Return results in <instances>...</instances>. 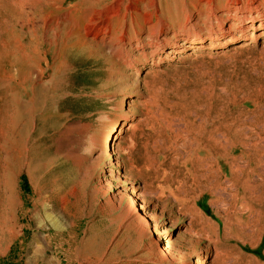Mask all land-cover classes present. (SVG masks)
I'll use <instances>...</instances> for the list:
<instances>
[{"label":"rangeland","instance_id":"374dc122","mask_svg":"<svg viewBox=\"0 0 264 264\" xmlns=\"http://www.w3.org/2000/svg\"><path fill=\"white\" fill-rule=\"evenodd\" d=\"M49 15L0 0V264H264L258 207L244 241L230 201L183 194L201 127L264 153V0L124 3L96 39Z\"/></svg>","mask_w":264,"mask_h":264},{"label":"bare ground","instance_id":"6f19581e","mask_svg":"<svg viewBox=\"0 0 264 264\" xmlns=\"http://www.w3.org/2000/svg\"><path fill=\"white\" fill-rule=\"evenodd\" d=\"M31 1L33 3L37 2L49 12V18H52L51 23L57 27V30L64 23L70 22L75 28L70 27L69 33L75 32L79 37L85 34L96 39L101 38L105 34L109 24L125 21V15L123 17L119 15L121 6L124 3H127L129 8H133V6L139 4L140 0H115L114 8L116 13L108 10V7L104 4L105 0H74L73 8L75 11L73 13H63L62 4L64 0ZM150 1L154 2L156 0ZM158 3L159 5L163 3V6L167 8L171 5L172 0H158ZM239 9L236 11H239ZM245 17V15L239 16L240 19ZM146 21L152 22L151 14L147 15ZM217 21L219 28L222 27L224 18L221 17ZM100 24H105V29H99ZM167 25L163 19L153 22L152 26L149 27L148 34L153 35L158 30L167 31ZM221 31L222 36L231 35L230 31L226 29L224 31L221 29ZM135 35H133L134 39L132 40L134 41L132 44L133 49H137L142 44L140 43V38H135ZM114 41L115 36L108 42L112 46ZM127 42L130 43L129 40ZM165 43L167 42L157 44L153 42V46L159 47V45L162 46ZM201 43L200 39L194 42V44ZM121 48H124L125 52L130 54V50L126 49L127 47L124 43ZM168 53L171 54L170 51ZM123 59L127 62L126 58L123 57ZM133 61H131L133 65L131 64L130 66L135 65V61ZM30 65L29 63L28 67L32 69V65ZM116 130L114 128L112 133ZM226 133L218 135L216 129L207 131L205 127H201L194 133L192 141L188 144L189 156L192 157V166L191 170L183 175L185 181L183 194H197L198 202L208 198L211 203L219 206L224 204L226 200L230 201L233 215L240 218L238 219L239 224L235 229V233L237 237L240 239L244 238V241H246L249 237L247 232L248 223H242L243 218H248L253 212L256 213L257 207L261 213H264V153L246 135L230 131ZM236 152H239L238 158L234 156ZM239 161L243 165H240ZM133 193L134 190L132 191ZM132 200L133 197L130 195L128 201ZM194 204L197 203L194 202ZM222 214L224 217H228L230 215L229 207L222 209Z\"/></svg>","mask_w":264,"mask_h":264},{"label":"trees","instance_id":"16d2710c","mask_svg":"<svg viewBox=\"0 0 264 264\" xmlns=\"http://www.w3.org/2000/svg\"><path fill=\"white\" fill-rule=\"evenodd\" d=\"M20 186H21V189H23L24 192H28V186H27L26 180H25V178L23 176L20 179Z\"/></svg>","mask_w":264,"mask_h":264}]
</instances>
